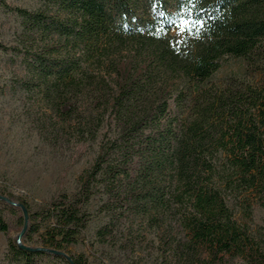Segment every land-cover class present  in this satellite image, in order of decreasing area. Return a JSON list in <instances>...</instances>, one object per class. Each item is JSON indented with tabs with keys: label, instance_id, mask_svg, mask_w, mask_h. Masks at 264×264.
<instances>
[{
	"label": "trees",
	"instance_id": "trees-1",
	"mask_svg": "<svg viewBox=\"0 0 264 264\" xmlns=\"http://www.w3.org/2000/svg\"><path fill=\"white\" fill-rule=\"evenodd\" d=\"M39 2L11 8L20 31L0 50L20 58L23 88L62 120L58 130L97 150L75 191L37 210L18 199L32 220L22 243L35 249L11 238L13 257L89 264L69 247L101 192L111 215L97 232L102 241L123 217L155 228L174 264L227 254L264 264V232L230 205L250 212L253 196L264 206V0ZM227 56L244 58L248 77L213 81ZM9 207L24 226L23 210ZM8 230L0 213V231Z\"/></svg>",
	"mask_w": 264,
	"mask_h": 264
},
{
	"label": "rangeland",
	"instance_id": "rangeland-1",
	"mask_svg": "<svg viewBox=\"0 0 264 264\" xmlns=\"http://www.w3.org/2000/svg\"><path fill=\"white\" fill-rule=\"evenodd\" d=\"M39 3V0H0L2 44L14 46L20 31V18L11 8L35 9ZM126 63L124 56L120 68ZM22 74L20 58L10 49L0 50V194L14 201L24 199L32 210H37L60 194L76 190L79 176L94 162L97 146L90 142L80 143L66 127L58 130V122L62 120L36 94L23 88ZM248 75L244 58L227 56L212 80L221 83ZM109 128L106 126L102 133H110ZM104 198L99 192L91 199L87 226L78 242L69 247L72 253H83L89 264H174L168 257V245L155 228H144L138 221L131 223L122 217L116 223L113 237L102 241L97 232L111 219L110 214L102 211ZM251 198L254 202L250 212L233 199L230 205L239 221L247 222L255 233H263L264 206L257 203V198ZM3 202L0 213L9 230L7 233L0 231V264H24L9 250V239H17L23 229L19 221L21 213L9 207L15 205ZM31 223L29 220V225ZM39 241L40 237L34 235L30 243L39 245ZM36 264L60 263L45 256ZM195 264H251V260L227 254L216 262L208 259Z\"/></svg>",
	"mask_w": 264,
	"mask_h": 264
},
{
	"label": "water",
	"instance_id": "water-1",
	"mask_svg": "<svg viewBox=\"0 0 264 264\" xmlns=\"http://www.w3.org/2000/svg\"><path fill=\"white\" fill-rule=\"evenodd\" d=\"M0 200H5V201L9 202L12 205L19 206L23 210V215H24L25 222H24V226H23L22 231L18 235L17 240L21 244L22 247H25V248H28V249H35L34 247L26 246L25 244L22 243L23 237H24V235H25V233L27 231L28 223H29L28 211H27L26 207L24 206V204L20 203L19 201H14V200H12V199H10V198L6 197L5 195H2V194H0ZM49 251H51L53 253H59V251H56V250H49Z\"/></svg>",
	"mask_w": 264,
	"mask_h": 264
},
{
	"label": "snow or ice",
	"instance_id": "snow-or-ice-1",
	"mask_svg": "<svg viewBox=\"0 0 264 264\" xmlns=\"http://www.w3.org/2000/svg\"><path fill=\"white\" fill-rule=\"evenodd\" d=\"M188 27V25L186 23H184L183 21L180 24V28L183 31L184 29H186Z\"/></svg>",
	"mask_w": 264,
	"mask_h": 264
}]
</instances>
